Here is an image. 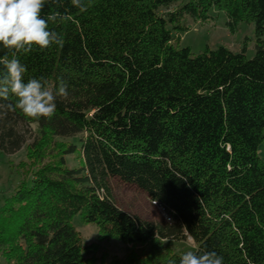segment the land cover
<instances>
[{"label": "trees", "instance_id": "1", "mask_svg": "<svg viewBox=\"0 0 264 264\" xmlns=\"http://www.w3.org/2000/svg\"><path fill=\"white\" fill-rule=\"evenodd\" d=\"M85 2L81 13L71 0H49L43 17H67L49 21L63 46L18 55L25 81L63 80L70 96L57 99L50 120L0 111V153L27 147L19 165L27 173L0 190V256L7 264H88L73 225L81 215L104 238L151 243L157 264H179L184 252L163 242L188 237L193 251H214L223 264H264V0ZM213 8L231 32L254 24V58L246 48L194 54L178 46L184 21L205 24ZM74 154L80 165L69 167ZM112 177L141 188L171 221L122 209Z\"/></svg>", "mask_w": 264, "mask_h": 264}, {"label": "rangeland", "instance_id": "2", "mask_svg": "<svg viewBox=\"0 0 264 264\" xmlns=\"http://www.w3.org/2000/svg\"><path fill=\"white\" fill-rule=\"evenodd\" d=\"M211 15L213 18L205 24L195 22L190 18L186 19L184 24L188 27V31L180 35L181 40L178 46L180 48L189 47L194 54L202 53L207 48L213 50L218 46H224L234 52H241L243 48H246L247 58L255 57L254 24L241 23L235 32H231L226 25L227 19L224 12L213 8ZM63 141L65 145H68L76 143L78 138ZM26 148L24 147L20 152L10 156L0 153V190L8 189L10 184H17L20 181L19 173H27V169H19V165L27 160ZM258 154L264 161V142L260 145ZM67 159L69 167L80 165L78 154L67 156ZM28 176L32 178L33 171ZM109 185L115 202L122 209L150 222H168L163 210L154 205L149 196L138 186L125 183L116 177L110 178ZM73 225L84 240V257L88 264H157L154 260L157 255L152 254L151 243L134 246L113 238H104L100 235L98 227L85 223L81 215L74 217ZM190 243H194L190 237L182 242H163L170 253L193 251L195 248H190ZM0 264H7L1 256Z\"/></svg>", "mask_w": 264, "mask_h": 264}, {"label": "clouds", "instance_id": "3", "mask_svg": "<svg viewBox=\"0 0 264 264\" xmlns=\"http://www.w3.org/2000/svg\"><path fill=\"white\" fill-rule=\"evenodd\" d=\"M49 0H0V47L11 53L0 57V111H19L33 121L51 119L57 108V99L68 100V84L60 80L57 86L49 84L44 78L25 81L27 68L18 55L30 53L34 48L41 51L53 46L62 47L64 38L61 33L50 30L49 21L62 22L66 16L41 15ZM55 3L56 0H51ZM73 7L81 13L87 11L85 0H71ZM190 248H196L194 243ZM179 264H223V257L216 252L186 251Z\"/></svg>", "mask_w": 264, "mask_h": 264}, {"label": "built area", "instance_id": "4", "mask_svg": "<svg viewBox=\"0 0 264 264\" xmlns=\"http://www.w3.org/2000/svg\"><path fill=\"white\" fill-rule=\"evenodd\" d=\"M153 203H154V205L159 206L156 202H153ZM159 207L163 210V212H164V216L167 218L168 222H170L171 219H170L169 216L166 214L165 210H164L161 206H159Z\"/></svg>", "mask_w": 264, "mask_h": 264}, {"label": "water", "instance_id": "5", "mask_svg": "<svg viewBox=\"0 0 264 264\" xmlns=\"http://www.w3.org/2000/svg\"><path fill=\"white\" fill-rule=\"evenodd\" d=\"M190 239H192V238H190Z\"/></svg>", "mask_w": 264, "mask_h": 264}]
</instances>
